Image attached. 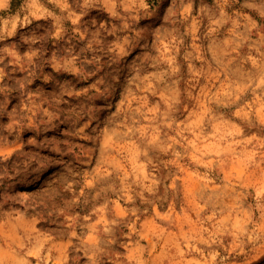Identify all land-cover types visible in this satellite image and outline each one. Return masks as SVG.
Returning <instances> with one entry per match:
<instances>
[{"label":"clouds","instance_id":"clouds-1","mask_svg":"<svg viewBox=\"0 0 264 264\" xmlns=\"http://www.w3.org/2000/svg\"><path fill=\"white\" fill-rule=\"evenodd\" d=\"M0 264H264V0H0Z\"/></svg>","mask_w":264,"mask_h":264}]
</instances>
